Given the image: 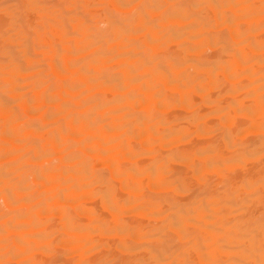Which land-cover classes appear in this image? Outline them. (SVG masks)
<instances>
[{
    "label": "bare ground",
    "instance_id": "6f19581e",
    "mask_svg": "<svg viewBox=\"0 0 264 264\" xmlns=\"http://www.w3.org/2000/svg\"><path fill=\"white\" fill-rule=\"evenodd\" d=\"M262 5L0 0V264H264Z\"/></svg>",
    "mask_w": 264,
    "mask_h": 264
},
{
    "label": "rangeland",
    "instance_id": "374dc122",
    "mask_svg": "<svg viewBox=\"0 0 264 264\" xmlns=\"http://www.w3.org/2000/svg\"><path fill=\"white\" fill-rule=\"evenodd\" d=\"M55 1H56V0H55ZM57 1H58V0H57ZM166 3L168 4V2H164V3H163V6H165ZM259 8H260V7H259ZM260 9H261L260 11H263V10H264V5H262ZM258 10H259V9H258ZM229 13H231V14L233 15V17H236V18H239V17H240V18L242 19V18L244 17V11H243V10H237V11H232V12L230 11ZM231 14H230V15H231ZM118 15H120V14H118ZM94 17L96 18V16H94ZM91 18H92V17H91ZM90 20H91V19H90ZM41 24H42V23L39 24L40 28H41L42 25H43V24H42V25H41ZM244 24H245L246 26L249 25V23H247V22H244ZM138 28H139V27L137 26L136 29H138ZM217 30H218V31H217ZM217 30H215V31H217L216 33L220 32V34L223 33V32L225 33V31H226V32L228 31V33L230 32V29H229V28H226V29H225V28H218ZM218 34H219V33H218ZM44 41L46 42V40H43V41H42V42H43V43H42L43 46H45V48H49V47H48V46H50L49 43H48V46L46 47L45 44H47V43L44 44ZM34 57H39V56H34ZM65 57H66V56H65ZM69 57H70V56H69ZM72 57H73V56H72ZM70 58H71V57H70ZM75 58H76V57H74V58H72V59H75ZM50 59H53V58L50 57V58L48 59V61H45L44 64L47 63V64H48V67L52 68V67H53L52 61H54V59H53V60H50ZM46 60H47V59H46ZM55 62H56V61H55ZM54 64H55V63H54ZM50 65H51V66H50ZM45 67H47V66H45ZM50 68H48V69H50ZM46 69H47V68H46ZM98 71H99V70H98ZM98 71H97V72H98ZM97 72H95V73H97ZM120 76H121V75H119V77H120ZM75 77H76V76H75ZM68 78H70V76L67 77V78H63V79H61L60 82H59V78H57V81H56V82H57L58 85H59V84L61 85V84H63V83H61V82H63V80L66 82ZM65 82H64V83H65ZM160 84H161V83H160ZM161 85H163L162 87L160 86L161 88H163V87L165 88L164 84H161ZM158 86H159V84H158ZM135 91H136V90H135ZM137 91H138V90H137ZM137 91H136V92H137ZM171 92H172V93H171ZM174 92L177 94L176 91H170V94H169V95H168L169 92H167V96L172 97L173 100H178V98H179V100H180V97L177 98L176 95H173ZM108 95H110V94H108ZM112 95H113V94H111V96H112ZM171 95H172V96H171ZM111 96H110V97H111ZM117 96H118V95H117ZM177 96H179V94H178ZM187 96H189V95H187ZM191 96H192V98H193V97H194V98H197V100H198V98H199V96H198V97H195V96H193V95H191ZM191 96H190V97H186V98H187V99H189V98L192 99ZM108 97H109V96H108ZM110 97H109V98H110ZM16 98H17V97H16ZM111 98H113V96H112ZM111 98H110V99H111ZM174 98H176V99H174ZM168 99H169V98H168ZM172 99L170 98L169 100H170L171 102H173ZM174 102H175V101H174ZM46 105H47V104H46ZM44 106H45L44 104H42V106H40V108L42 107V108H41V110H43L42 112H45L46 110L49 109V108H48V109H47V108L45 109L46 106H45V107H44ZM169 108H170V109H166V110H168V112H166V110H164L163 112L166 113L167 115H169V117H170V115H172L171 118L174 117L177 113H182V112H183V109H182L180 106H178V105H174V106L169 107ZM44 109H45V111H44ZM26 110H28V109H27V108H26V109H23V111L25 112V113H24V112H23V113L27 115L28 112H26ZM163 112L161 113L162 115H163ZM166 114H165V116H167ZM173 114H175V115L173 116ZM178 115H179V114H178ZM169 117H168V118H169ZM40 118H41V117H40ZM165 118H166V117H165ZM40 121H42V122H40ZM43 121H44V120L41 118V119H37L36 121H34V123L37 122V124H39V123L41 124V123H43ZM247 121H248V118H247L246 116H237L236 121H235V124H234L233 126L236 127V128H238V125L244 124V123L247 122ZM38 122H39V123H38ZM94 135H95V134L93 133L92 136H94ZM69 137H70V135H69ZM67 138H68V137H67ZM70 138L74 139L73 137H70ZM70 138H69V139H70ZM90 138H91V139H90L89 141H90V142L93 141L92 139H94V137H90ZM124 140L126 141L127 139H124ZM65 141H68V143L71 144V140H70V142H69V140H65ZM74 141H76V142H77L76 144H78V146H76V144L73 142L72 145L75 146L76 148H78L80 145H82V146L86 147L85 149H87V150L89 149V150H90V149H97V148H99V146L101 145L102 148H99L98 150L105 149L104 145H102L101 143H97V140H96V141H95V140L93 141V142L95 143V144L93 143L94 146L98 144V147L95 146V147H97V148H93V147L90 148L91 145L87 147V146H85V143H81L80 140H75V139H74ZM122 142H123V141H122ZM122 142L119 141V142H117V143H120V145H121ZM91 143H92V142H91ZM138 143L141 144V142H137V143H136L137 145L135 144V146H137V148L143 146V145L141 146L140 144H139V145H140V146H139ZM89 144H90V143H89ZM99 144H100V145H99ZM86 145H88V144H86ZM179 145H180L181 147H183V148H186V146H184L183 142H180ZM82 146H81V147H82ZM84 147H83V148H84ZM103 147H104V148H103ZM143 147H144V146H143ZM187 147H188V146H187ZM141 149H143V148H141ZM101 151H102V150H101ZM99 154H101V153H99ZM99 154H97L96 157H95V156L93 157V158L96 159V160H94V159H92V158H91V159H92L93 161H95V165H96V166H97V165H98V166H104V165H102L103 163H101V161L97 160V157H98L100 160H103V161L105 160V157H102L101 155L99 156ZM119 157H120V156H118L117 158H119ZM146 160H147V159H146ZM117 161H118V160H117ZM147 161H148V160H147ZM147 161H145V163H147ZM96 162L101 163V164H98V163H96ZM118 162L122 163L121 157L119 158V161H118ZM139 162H140V161H139ZM143 163H144V162H141L140 164H143ZM145 163H144V164H145ZM171 163H172V162H171ZM173 164H174V162H173ZM170 165H171V164H170ZM174 165H176V168L179 167V170L182 169L181 166H180L179 164L175 163ZM174 165H173V166H174ZM106 166H107V165H106ZM106 166H105V167H106ZM170 167H172V166H170ZM172 168H173V171L176 169V168H174V167H172ZM172 168H171V169H172ZM105 170H107V168H106ZM177 171H178V168H177ZM194 181H195V180H194ZM194 181H193V182H194ZM115 182H116V181H115ZM116 183H119V184H118V186H119L121 182H120L119 180H117ZM194 183L196 184V182H194ZM120 191H121V189H120ZM120 191H119V192H120ZM122 192H123V191H121V194H122ZM123 195H125V193H123ZM123 195H122V196H123ZM126 195H127V194H126ZM82 197H83V196H80V200L82 199ZM78 198H79V196L75 199L76 201L74 200V203H78V202H79L80 205H81V204L83 205V204L87 203L86 200H83L84 198L82 199L83 201H80ZM77 200H79V201H77ZM83 202H84V203H83ZM79 203H78V204H79ZM73 205L75 206V204H73ZM73 205H70L69 207H70L71 211L74 212V211H76V207H73ZM72 207H73V210H72ZM74 208H75V209H74ZM75 213H76V212H75ZM76 216L79 217L80 215H79L78 213H76ZM78 219H80V218H78ZM130 221L132 222V220H130ZM138 221H139V223H137ZM127 222H128V221H127ZM133 223H134V225L137 224V226H140V227H143V225H144V226H145V225H147V226L149 225V223H148L147 221H144V220L141 221V220H139V219H138L137 221H134V220H133ZM147 223H148V224H147ZM128 224H129V222L127 223V225H128ZM138 224H139V225H138ZM140 224H141L142 226H141ZM130 225L133 226L132 223H131ZM128 226H129V225H128ZM135 227H136V226H135ZM65 237H69L68 234H67V236H65ZM11 238H13V236H12ZM69 238H70V237H69ZM10 240H11V239H10ZM60 246H61V245H60ZM60 246H58V247H60ZM62 249H64L63 246H62L61 250H62ZM72 255H73V254H72ZM71 260H72V257H70V261H71Z\"/></svg>",
    "mask_w": 264,
    "mask_h": 264
}]
</instances>
